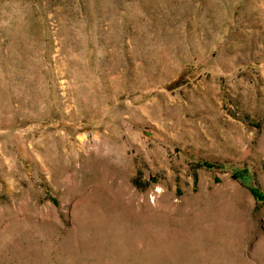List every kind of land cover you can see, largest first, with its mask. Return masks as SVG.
I'll list each match as a JSON object with an SVG mask.
<instances>
[{
  "label": "rangeland",
  "instance_id": "374dc122",
  "mask_svg": "<svg viewBox=\"0 0 264 264\" xmlns=\"http://www.w3.org/2000/svg\"><path fill=\"white\" fill-rule=\"evenodd\" d=\"M264 0H0V264H264Z\"/></svg>",
  "mask_w": 264,
  "mask_h": 264
},
{
  "label": "trees",
  "instance_id": "16d2710c",
  "mask_svg": "<svg viewBox=\"0 0 264 264\" xmlns=\"http://www.w3.org/2000/svg\"><path fill=\"white\" fill-rule=\"evenodd\" d=\"M254 194H255V196L258 197L259 199L264 200V194L258 193V192H256V191H254Z\"/></svg>",
  "mask_w": 264,
  "mask_h": 264
}]
</instances>
